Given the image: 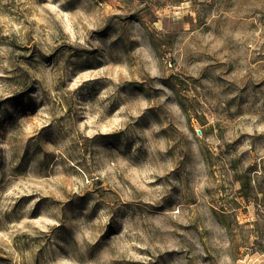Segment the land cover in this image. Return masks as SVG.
Wrapping results in <instances>:
<instances>
[{
    "label": "rangeland",
    "instance_id": "obj_1",
    "mask_svg": "<svg viewBox=\"0 0 264 264\" xmlns=\"http://www.w3.org/2000/svg\"><path fill=\"white\" fill-rule=\"evenodd\" d=\"M0 264H264V0H0Z\"/></svg>",
    "mask_w": 264,
    "mask_h": 264
},
{
    "label": "water",
    "instance_id": "obj_2",
    "mask_svg": "<svg viewBox=\"0 0 264 264\" xmlns=\"http://www.w3.org/2000/svg\"><path fill=\"white\" fill-rule=\"evenodd\" d=\"M199 132V131H198Z\"/></svg>",
    "mask_w": 264,
    "mask_h": 264
}]
</instances>
